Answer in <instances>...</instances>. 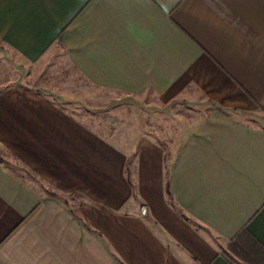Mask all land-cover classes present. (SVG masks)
I'll use <instances>...</instances> for the list:
<instances>
[{"label":"crops","instance_id":"1","mask_svg":"<svg viewBox=\"0 0 264 264\" xmlns=\"http://www.w3.org/2000/svg\"><path fill=\"white\" fill-rule=\"evenodd\" d=\"M0 50L164 115L116 141L7 83L0 264H264V0H0Z\"/></svg>","mask_w":264,"mask_h":264},{"label":"rangeland","instance_id":"2","mask_svg":"<svg viewBox=\"0 0 264 264\" xmlns=\"http://www.w3.org/2000/svg\"><path fill=\"white\" fill-rule=\"evenodd\" d=\"M44 64V66L35 64L23 67L11 54L0 50V91L5 89L7 83L9 86L14 85L15 82L41 87L45 90L49 101L67 111L84 125L91 128H101L102 126L109 128L111 126L109 130L95 129L94 132L103 138L114 137L117 141V131L111 130V128L116 127L118 113L121 112L122 116L131 117L132 120L136 118L137 124L133 123L137 128L136 134L157 136L164 132V115L159 114L160 111L155 109L156 106L150 104L151 100L121 94L118 98L116 96L113 99L87 98V92L93 94L92 90H88L85 82L77 77L64 59L63 53L52 56ZM109 118H114L115 123L103 125V119ZM130 132L134 134V131ZM123 149L132 150L134 148ZM13 170L17 172L16 174L19 173V176L22 175L21 170L17 168H13Z\"/></svg>","mask_w":264,"mask_h":264}]
</instances>
